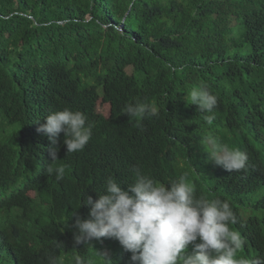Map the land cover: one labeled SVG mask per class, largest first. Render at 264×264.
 I'll use <instances>...</instances> for the list:
<instances>
[{
	"label": "trees",
	"instance_id": "16d2710c",
	"mask_svg": "<svg viewBox=\"0 0 264 264\" xmlns=\"http://www.w3.org/2000/svg\"><path fill=\"white\" fill-rule=\"evenodd\" d=\"M201 83L218 98L212 125L184 99ZM136 100L158 115L121 113ZM65 108L88 116L90 141L67 153L61 132L65 178H24L49 149L37 127ZM206 134L250 147L251 165L241 173L216 165ZM134 169L158 183L186 177L198 195L234 200L245 207L244 229L232 228L244 240L237 258L264 251V183L252 178L264 179V0H0V264H75L77 256L104 264V252L111 264H133L118 240L77 244L73 225L89 218L83 198L97 199L109 177L126 189ZM22 183L34 205H15Z\"/></svg>",
	"mask_w": 264,
	"mask_h": 264
},
{
	"label": "clouds",
	"instance_id": "9594fccd",
	"mask_svg": "<svg viewBox=\"0 0 264 264\" xmlns=\"http://www.w3.org/2000/svg\"><path fill=\"white\" fill-rule=\"evenodd\" d=\"M184 99L196 105L199 112L206 113L204 122L212 125L218 98L207 83L192 88ZM97 102L101 100L96 99V111ZM121 113L129 118L154 117L158 115V109L151 103L136 100L126 104ZM44 120L35 134L46 142V150L49 148L43 154L45 161L33 162V170L22 169L23 176L43 180L54 175L57 181H62L66 166L56 162L60 133L64 134L67 153H76L83 151L90 141L94 125L84 112L69 108L52 111ZM235 142H231L233 146L230 147L211 134L205 136L208 158L231 173H241L251 165L248 153L251 148L245 147L242 151L237 146L239 142ZM55 165L59 166L53 167ZM40 166L41 172L36 173ZM134 175V181L128 183L126 189L116 178L109 177L103 190L97 192V199L91 195L82 199L80 205L89 206V218L77 216L75 219L73 228L77 244L87 245L89 241L101 238L118 240L123 249L131 253L133 264H264L263 250L244 260L237 258V250L244 240L239 231L232 228L244 229L239 211L245 207H238L234 200L229 202L221 197L209 199L198 195L186 177L158 183L140 169H134ZM252 178L264 183L257 171ZM17 198L15 205L37 203L35 191L23 183ZM0 232L7 233V230L0 227ZM60 246H63L62 242H58L57 247ZM101 254L104 264H111L107 252ZM52 264L59 262L53 260ZM75 264L96 262L77 256Z\"/></svg>",
	"mask_w": 264,
	"mask_h": 264
},
{
	"label": "rangeland",
	"instance_id": "374dc122",
	"mask_svg": "<svg viewBox=\"0 0 264 264\" xmlns=\"http://www.w3.org/2000/svg\"><path fill=\"white\" fill-rule=\"evenodd\" d=\"M97 111L104 114L105 116L108 115L109 108L108 105L103 102H97Z\"/></svg>",
	"mask_w": 264,
	"mask_h": 264
}]
</instances>
